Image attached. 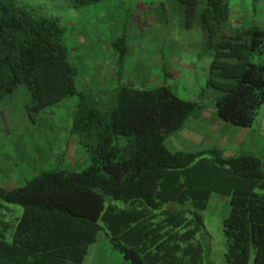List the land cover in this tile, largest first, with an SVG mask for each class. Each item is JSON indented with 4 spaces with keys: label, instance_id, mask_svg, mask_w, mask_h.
<instances>
[{
    "label": "trees",
    "instance_id": "trees-1",
    "mask_svg": "<svg viewBox=\"0 0 264 264\" xmlns=\"http://www.w3.org/2000/svg\"><path fill=\"white\" fill-rule=\"evenodd\" d=\"M103 1L0 0V101L21 89L33 116L74 98L72 132L90 160L81 170H40L20 186L0 183V264H84L100 235L131 264H214L204 214L213 193L229 203L226 262L264 264V151L170 148L203 106L166 82L79 89L65 13ZM176 1L186 27L200 30L198 56L211 59L201 94L214 92L219 118L252 128L264 106V27L234 24L230 0ZM126 41L112 40L118 79ZM4 203L23 207L21 216L6 220Z\"/></svg>",
    "mask_w": 264,
    "mask_h": 264
},
{
    "label": "rangeland",
    "instance_id": "rangeland-1",
    "mask_svg": "<svg viewBox=\"0 0 264 264\" xmlns=\"http://www.w3.org/2000/svg\"><path fill=\"white\" fill-rule=\"evenodd\" d=\"M256 1L230 0L235 24L253 22L264 27V0ZM63 23L71 60L80 69L79 89L114 90L120 80L129 79L139 88L166 82L181 98L202 104L186 126L168 138L170 148L195 151L211 143L225 147L251 144L264 151V106L252 131L246 132L219 118L212 90L201 94L207 87L211 59L198 56L200 30L186 27L176 0H107L65 13ZM122 35L127 39L128 52L123 58L122 77L118 79L115 71L120 51L113 47L112 40ZM256 60L261 58L256 56ZM75 101L65 99L33 116L28 107L29 97L21 89L0 101L2 185H23L43 169L59 166L81 170L89 165L87 152L72 132ZM4 205L12 207V210L1 208L6 220L16 214L21 216L23 207ZM228 212V198L213 193L204 214L214 264H229L224 258L222 232V221ZM123 261L119 251L93 244L84 264H123Z\"/></svg>",
    "mask_w": 264,
    "mask_h": 264
},
{
    "label": "crops",
    "instance_id": "crops-1",
    "mask_svg": "<svg viewBox=\"0 0 264 264\" xmlns=\"http://www.w3.org/2000/svg\"><path fill=\"white\" fill-rule=\"evenodd\" d=\"M232 20H233V23H234V21H235V19H234V17L232 16ZM253 23V22H252ZM235 24V23H234ZM256 24V23H255ZM236 25H240V24H236ZM258 25V24H257ZM228 126V125H227ZM237 130H243V131H246V132H250V131H252V128H243V129H237ZM252 139H254V137L252 138ZM251 139V140H252ZM250 140V141H251ZM248 145V144H247ZM225 147V146H224ZM93 244H99L100 246H102L103 245V247H105V248H107V249H109L110 251L111 250H114L113 249V247H112V244H111V241H110V238H108V237H106L105 235H100L99 237H98V239H97V241L95 242V243H93ZM92 244V245H93ZM91 245V246H92ZM91 248V247H90ZM115 251V250H114ZM89 254V253H88ZM87 257H88V255L86 256V258H85V261L87 260ZM124 260L125 261H123V264H131L129 261H127L125 258H124ZM84 261V262H85Z\"/></svg>",
    "mask_w": 264,
    "mask_h": 264
}]
</instances>
